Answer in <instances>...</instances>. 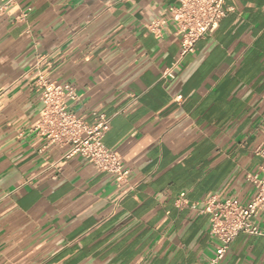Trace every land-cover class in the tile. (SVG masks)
<instances>
[{
    "label": "crops",
    "instance_id": "0c3cea01",
    "mask_svg": "<svg viewBox=\"0 0 264 264\" xmlns=\"http://www.w3.org/2000/svg\"><path fill=\"white\" fill-rule=\"evenodd\" d=\"M178 0H19L0 17V264H208L207 198L247 203L264 160V0L234 10L172 73ZM164 20L159 36L148 26ZM39 75L71 85L69 110L110 119L105 145L130 170L99 172L35 130ZM184 194L180 200V195ZM264 228V206L253 218ZM218 264H264L239 233Z\"/></svg>",
    "mask_w": 264,
    "mask_h": 264
},
{
    "label": "built area",
    "instance_id": "2783aa9c",
    "mask_svg": "<svg viewBox=\"0 0 264 264\" xmlns=\"http://www.w3.org/2000/svg\"><path fill=\"white\" fill-rule=\"evenodd\" d=\"M227 1L178 0L169 20L180 37L179 58L164 73V77L170 75L186 55L193 53L196 43L212 33L220 20L234 10L233 6H225ZM30 10V7L21 9L19 0H0V17L18 11L15 19L22 21ZM164 23V20L153 21L148 28L159 36ZM37 82L42 108L34 130L47 144L66 146V158L80 155L97 171L113 175L118 182L126 181L130 170L124 167L120 155L104 143L110 119L103 113L93 112V121L88 122L84 117L69 110L67 101H74L78 97L73 86L47 80L42 75L38 76ZM253 153L264 160V142L259 143ZM249 179L256 186V194L247 203L233 198L219 200L215 196L207 198L204 202L201 212L209 215L210 231L219 242L215 255L208 264H218L239 233L264 236V228H259L253 221L264 206V165L260 176H250ZM183 196L182 193L180 200Z\"/></svg>",
    "mask_w": 264,
    "mask_h": 264
}]
</instances>
